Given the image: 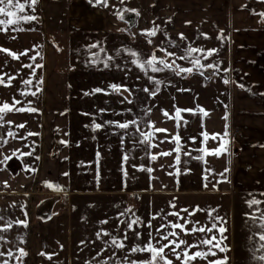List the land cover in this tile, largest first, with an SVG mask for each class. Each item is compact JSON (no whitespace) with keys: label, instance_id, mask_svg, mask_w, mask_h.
<instances>
[{"label":"crops","instance_id":"obj_1","mask_svg":"<svg viewBox=\"0 0 264 264\" xmlns=\"http://www.w3.org/2000/svg\"><path fill=\"white\" fill-rule=\"evenodd\" d=\"M35 8L33 13L26 6L18 15H36V20L0 25V47L19 56L13 58L0 51V79L13 78L11 84H0V104H14L13 110L3 114L4 120L13 123L0 127V216L4 218L0 224L27 220L26 226L13 223L11 229L0 232L6 238V242L0 241V251L11 248L14 253L12 258L0 260L7 258L10 264H98L101 257L96 253L103 240L108 239L103 234L96 237L100 228L112 235H122L124 225L117 224L120 212L130 209L126 217H119L121 220L140 217L146 222L151 214L163 209L164 213L179 211L189 221H199L197 228L210 226L209 216L224 217L225 243L230 250L217 251V256L226 254L228 264H251V224L244 215L251 210L246 200L255 196L264 201L260 195L264 193V17L259 15L264 12V2L123 0L121 4L120 0H108V7H103L88 0H39ZM131 8L137 9L139 15L126 11ZM117 10L124 15L123 20L114 15ZM4 18L0 15V19ZM153 22L159 25L157 34H142L141 29L152 28ZM221 29L223 40L218 39ZM179 33L186 39L181 40ZM169 39L179 47H164L178 55L189 44L205 49L217 47L218 55L202 58L201 62H220L215 70L218 74L210 68H193L192 73L180 76L149 71L164 81L160 91L155 97L143 91L135 92V96L124 92V96L134 100L132 104H121L123 97L115 92L85 95L96 87L106 88L109 83H126L130 88L149 84L147 77L131 63L130 53L123 49H132L141 56L155 50L158 57H164L165 52L158 46ZM97 41L100 46L91 51L99 53L101 60L113 57L110 67L86 63L92 58L87 46ZM100 47L105 52H100ZM176 63L192 67L187 61L177 59ZM37 64L43 67L37 68ZM226 67L231 71H221ZM32 69L35 76L30 75ZM137 75L140 80H136ZM40 76L41 90L36 91ZM224 77L229 83L223 82ZM28 79L32 83L27 87L36 92L35 96L31 92L21 95L26 88L23 81ZM240 84L245 87H239ZM13 97L20 103L15 104ZM29 107L38 111L29 112ZM19 108L25 110L16 111ZM100 108L110 110L99 113ZM125 108L132 112H124ZM176 108H190L194 112H181L182 119L177 121ZM133 118H139L144 131H152L153 127L167 129L154 133L156 146L147 151L169 155H157L152 160L143 147L133 148L128 137L121 145L124 130L114 132L112 127L92 126L94 119L103 124L109 119ZM148 120L154 125H145ZM21 123L24 127L18 128ZM9 130L16 135L8 136ZM202 131L209 133L207 141L199 135ZM177 133L181 137L179 152L175 150ZM213 133L220 135L214 139ZM192 136L197 137L196 141L189 139ZM222 143L227 151L220 156L197 151ZM125 152L129 156L127 161L122 158ZM5 155L11 159L5 161ZM200 155L204 160L196 159ZM141 164L152 171L141 169ZM260 207L264 208V204ZM104 219L108 223L101 225L99 222ZM174 219L167 216V220ZM161 222L167 221L162 217L152 220L153 236ZM117 226L120 233L115 231ZM142 231L146 241L149 230L144 227ZM128 235L125 243L130 247L133 233L129 231ZM184 238L191 243L195 237ZM18 247L24 248L27 255L17 261ZM114 250L121 258L127 253V248L109 247L104 255L111 256ZM43 253L52 254L51 258ZM147 255L129 254V258L144 259ZM115 261L113 257L108 264ZM174 264L180 261L174 260ZM194 264L206 261L198 259Z\"/></svg>","mask_w":264,"mask_h":264},{"label":"snow or ice","instance_id":"obj_2","mask_svg":"<svg viewBox=\"0 0 264 264\" xmlns=\"http://www.w3.org/2000/svg\"><path fill=\"white\" fill-rule=\"evenodd\" d=\"M38 2L39 0H24L23 3H21V0H0V15L6 17L4 19H0V25H10L21 20L23 21L36 20L37 19L36 15H29V14L18 15V13L24 12L26 6L30 8L34 13L36 10L35 6L38 4ZM90 2H93V0H90ZM261 2H264V0H261ZM94 3L96 5L108 7V0H94ZM120 3L123 4V0H120ZM126 11L134 12L137 15H139V11L135 8L126 9ZM252 11L253 13H255L254 9ZM114 15H116L121 20L125 18L120 10L115 11ZM259 15L261 17H264V12H260ZM169 19H171V17H169ZM186 23H190V21H186ZM158 30H159V25H156L155 22H153L152 28L141 29V33L147 34L149 37H154L157 34ZM121 31L124 30L121 29ZM164 35L167 36L168 34L165 32ZM179 38L181 40L186 39L183 33H179ZM218 39L220 40L225 39L222 29L220 30V35ZM148 43L151 44L152 40L149 39ZM164 44H171L173 46L179 47L178 45H176V42L171 39L167 41H162L161 45L158 47L160 51L165 52L166 55L164 57H158L155 54V50H153L150 54L141 56L132 49H127V48L123 49L124 51L130 53V56L132 57L131 63L135 64L139 68V70L143 73V75L147 77V81L150 82L149 84H146L145 86L142 87L130 88L129 85L126 83H109L106 88L96 87L92 89L91 92H86L85 95L95 94V93H105L107 95L109 92H115L123 97L120 100L121 104H125V103L132 104L134 103V100H130L128 96H124L123 95L124 92H128L129 95L135 96V92L143 91L144 93H147L155 97L157 93L160 91V86L161 84L164 83V81L157 79L155 75H150L149 71H151V73H162L167 71L175 74L176 76H180L182 73H192L193 68H196L198 70L204 68H210L214 70V74H218L217 72H215V70L219 68L220 62L217 63L201 62L202 58L207 59L208 57H212L214 54L218 55L219 49L217 47L205 49L202 47H193L191 44H189L187 47L181 50L182 54L178 55L177 52L169 51L166 47H164ZM99 46H100L99 41H97L95 44H91L87 46L89 49V54L92 58L90 61H86V63H90L92 65L103 63V66L105 68L110 67V61H112L113 57L106 56L103 60H101L99 53L91 51L92 48ZM0 51L10 54L13 58H17V59L19 58L17 52L11 51L8 48L0 47ZM119 51L120 50H117V54H119ZM100 52H105V49L103 47H100ZM194 53H204L205 55L201 57V56L193 55ZM169 57L172 59L169 60L168 59ZM32 59L35 58L33 57ZM177 59L182 61H187L192 65V67H183L180 64H177L176 63ZM26 67L30 69L32 68L31 65H27ZM36 67L42 68L43 65L37 64ZM116 67L119 68L120 65H116ZM221 71L227 73L231 71V69L226 67L223 68ZM30 75L35 76V69H32ZM125 75L127 76V72L125 73ZM200 75L203 76L204 73L201 71ZM135 78L136 80L141 79L140 75H137ZM12 79L13 78L11 76L8 77L7 81H5L4 79H0V84H5V83L11 84ZM42 82H43V77L40 76L36 91L41 90L40 85H42ZM223 82L227 84L229 83V80L226 77H224ZM31 83L32 81L30 79L23 81V84L26 86V88L25 91L21 93V95H24L28 92H31V95L33 96L36 95V92H32L31 89L27 87L31 85ZM169 83H171V81H169ZM239 87L244 88L245 86L243 84H240ZM13 100L15 104L20 103L19 100L15 99V97H13ZM13 108H14V104H10L8 102H4L3 104H0V127H2L3 124L13 123V121L11 120L6 121L3 118V114L13 110ZM24 110H25L24 108L16 109V111H24ZM109 110L110 109L108 108H100L98 111L99 113H104ZM27 111L36 112L38 111V109L34 107H29ZM123 111L130 113L132 112V109L125 108ZM147 111L150 112L151 109L149 108L147 109ZM199 111L206 114V111L203 108H200ZM181 112L192 113L194 112V110L190 108L189 109L176 108L175 115L177 121L182 119ZM113 114L116 115L117 113H115L113 110ZM85 115H87V113H85ZM165 115H167L166 112ZM144 124L154 125V122L148 120V121H144ZM92 126L94 129H101L103 127H112L114 132L119 130H124L123 134L120 137L121 145L125 143V137H128L132 141L133 148L143 147L145 150V154L151 155L152 160H155L157 158V155H169V153L167 152L150 154L147 151L148 149L156 146L153 144L154 133L166 132L167 129L153 127L152 131H144L140 127L139 118L123 119V120L109 119V120H105L103 124L97 123L94 119L92 122ZM17 127L23 128L24 124L21 123L17 125ZM130 128L131 131H129ZM7 134L8 136L16 135L11 130H9ZM199 135H201L204 138V141H207L209 139V133L207 131H202ZM219 135H220L219 133L212 134L214 139ZM20 138L22 139L23 137ZM189 139H191L192 141H196L197 137L192 136L189 137ZM0 140H3L2 134H0ZM174 140L176 141L175 150L179 152L181 137L178 133L175 134ZM4 142L6 143V140ZM63 143H67V141H63ZM197 151L202 153L211 152L213 155L220 156L223 152L227 151V148H226V144L222 143L219 147L213 149H208L205 147V148H199L197 149ZM96 155L97 157H99L100 153L97 152ZM122 158L124 161H127L129 158L128 153L127 152L123 153ZM9 159H11L10 156L7 155L4 156L5 161ZM196 159L204 160V156L203 155L197 156ZM176 160L177 161L180 160L179 155L176 156ZM132 166L136 167L135 164H133ZM139 167L149 172L152 171V169L150 168L145 169L143 164L139 165ZM33 171H35V169H33ZM186 171H190V170H186ZM224 171L227 172L228 169L225 168ZM63 175L67 176L68 173H64ZM124 175L125 176L127 175L126 171L124 172ZM221 176H223V173H221ZM6 183L7 182L5 181V184ZM45 183L51 186L50 182L45 181ZM56 187L57 189L61 188L60 185H56ZM204 187H207V184H205ZM213 187H215V185H213ZM260 195L264 196V193H261ZM170 203L172 202L170 201ZM246 204L251 210L244 214L247 220L250 221L251 224V227L249 229L250 247L248 249L250 253L251 264H264V208L260 207L261 204H264V201L257 199L255 196H253L251 199L246 200ZM172 207L175 209L174 203H172ZM196 207L198 208L199 206L197 205ZM184 211L188 212L187 209H184ZM128 212H130V209H127L124 212H120L117 217V224L124 225L122 235H112V233L105 228H100L95 233L98 239L101 238L102 234L108 237L107 240H103L100 250L96 253L98 257H101V259L98 261V264H108V262L112 260L113 257L116 258L115 264H174V260L180 261V264H194V262L197 261L198 259L206 261V264H228L229 257L226 254L223 255L222 257L217 256V251H219L220 253H227L230 250L229 246L225 243L227 237L224 235V233L227 232V227H226V220L224 217H221L218 214L215 216H209V219L212 221L211 225L201 226L197 228L196 224H198L199 221H189L184 216H181L179 211L164 213L163 209H161L156 213L151 214L150 218L146 222L142 221L140 217H135V219H131V220L119 219V217H126ZM25 215H27L26 212ZM169 215L173 216L175 219L167 220V216ZM189 215L191 214L189 213ZM157 217H162V219L166 220L167 222L159 223L158 227L155 228L156 235L153 236L152 220ZM3 219L4 218L0 216V221H2ZM13 223L26 226L27 220L17 219L15 221H8L6 223L0 224V232H6L9 229H11ZM99 223L101 225L107 224L108 220L104 219L101 220ZM189 224H191V227L186 226ZM144 227H147L149 230L147 232L148 239L146 241L143 240L144 233L142 229ZM161 229H163V231H161ZM214 229L216 231H213ZM115 231L117 233H120L121 230L117 226ZM129 231L133 233V238H132L133 242L130 247L125 243V241L129 240V235H128ZM196 233H200L201 235L195 236ZM188 235H193L195 237L191 243H189V241L184 238ZM18 239H20V237H18ZM0 241L6 242V238L3 235H0ZM81 243H84V241H81ZM109 247L116 250H124L125 248H127V253L124 254L123 257L121 258L117 256V252L114 250L112 251L111 256H105L104 253ZM16 252L19 253V255L15 257L17 261L19 260L20 256L27 255V252L22 247H18L16 249ZM137 253H147L148 255L144 259L129 258V254H137ZM43 254L47 255L49 259L51 258L52 255L48 253H43ZM13 256L14 253H13V249L11 248H8L6 251H0V257L12 258ZM209 256L215 258L209 259ZM0 264H10V261L9 259L5 258L3 260H0Z\"/></svg>","mask_w":264,"mask_h":264},{"label":"trees","instance_id":"obj_3","mask_svg":"<svg viewBox=\"0 0 264 264\" xmlns=\"http://www.w3.org/2000/svg\"><path fill=\"white\" fill-rule=\"evenodd\" d=\"M90 4L94 3V2H90V0H88ZM94 1V0H93Z\"/></svg>","mask_w":264,"mask_h":264}]
</instances>
